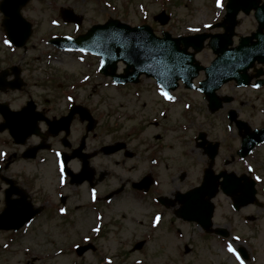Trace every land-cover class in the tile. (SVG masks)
<instances>
[{"label":"rangeland","instance_id":"1","mask_svg":"<svg viewBox=\"0 0 264 264\" xmlns=\"http://www.w3.org/2000/svg\"><path fill=\"white\" fill-rule=\"evenodd\" d=\"M219 4L221 6H218V0H30L22 10L33 24L26 48L17 49L5 43L1 39L3 31L0 27V62L6 61L7 54L12 55L11 62L21 66L23 76L33 85L31 89L41 95V99L55 101L62 99L59 88L55 87L57 83L79 84L84 79L82 76L88 74L83 82L85 86H78L88 91L84 94L90 102L97 104L99 114L104 111L103 99L120 100L124 106H139L141 103L138 99L159 101L153 93V80H142L141 89L147 91L142 92L140 98L133 96L132 91H117L108 87L107 78L96 73L97 58L59 50L49 45L47 39L52 36H74L108 18H117L130 25L147 23L157 34L162 30H167L173 36L199 33L208 24L220 20L225 0H219ZM61 9L73 11L81 17V23L63 22L59 17ZM161 10L170 16L164 25L153 19ZM238 17L236 31L239 34H247L255 29L251 15L241 13ZM213 31L219 32V29ZM212 58L209 49L197 54V59L204 65ZM3 65L0 63V67ZM122 66L119 64V71ZM221 92L233 94L235 100L210 113L198 92L177 90L180 99L173 103L164 121L167 123L165 127L173 126V130L166 129L163 138L155 140V143L163 144V141L169 145L161 152L169 160V172L174 180L166 175L167 187L174 191L177 188L184 191L201 181L207 157L198 144L199 138L195 139L198 132L205 133L209 142H219L215 172L226 169L239 175L251 168L261 204H250L235 211L230 198L222 192H218L213 200V223L228 229L230 238L207 234L196 223L175 218L168 209L160 217V224L155 226L150 198L141 200L128 186L124 188L122 198L112 203L111 211L103 206L93 210L90 208L92 200L87 187L66 183L60 191L61 199L51 197L49 201L58 206L56 214L51 217L41 215L34 222L30 221L17 235L13 233L8 236V233L0 232V264H239L235 256L227 251L228 243L237 250L236 242L245 248L248 255L247 260L242 259L244 264H264V143L256 146L244 159L238 158L235 151L240 146V137L234 125L228 128L226 118V111L233 108L238 118L246 121L251 128L264 126V86L237 89L228 84ZM146 103L150 104L149 101ZM136 122L138 120L125 119L124 128ZM120 131L108 133L110 140L121 137ZM146 131L161 133V128L151 127ZM142 138H145L141 146L144 151L146 139L152 141L153 137L146 133ZM133 145H136L135 140L130 142V146ZM224 159L229 160L226 166ZM135 166L133 159L127 160L125 171H121L120 162L118 165L109 161L108 169L115 175L121 171L135 178ZM35 168L34 177L30 179L44 187L50 195L52 188L61 184V175L57 173L58 168L54 169L52 157L47 156L46 162ZM29 172L31 174L33 170ZM181 174L185 175L182 181L179 179ZM110 181L101 183V188ZM61 209L64 211L61 212ZM236 237L239 239H234ZM82 244H88L86 251L77 255L75 248Z\"/></svg>","mask_w":264,"mask_h":264},{"label":"flooded vegetation","instance_id":"2","mask_svg":"<svg viewBox=\"0 0 264 264\" xmlns=\"http://www.w3.org/2000/svg\"><path fill=\"white\" fill-rule=\"evenodd\" d=\"M11 58V55L7 54L6 61L4 59L0 62L4 64L0 67V75L4 71L1 78L6 82L15 78L11 70ZM18 78L20 84L17 88L13 89L8 85L0 87V126L6 121L12 125L11 128H0V152L6 153L0 156V213L8 208L9 214L25 216L38 210L33 219L41 215L51 217L56 214L58 206L49 201L51 197L61 199L60 191L66 183L70 185L69 178L63 174L64 183L56 184L50 195L44 187L30 179L34 177L35 167L45 163L47 156L52 157L54 169L60 168V162L64 161L73 173L81 172L83 162L87 161L91 167L86 170L85 177L88 178H85L82 184L72 186H86L89 195L95 189L93 204L103 206L107 211H111L112 203L122 198L124 188L128 186L141 200L150 198L155 209H158H154V212L163 213L168 209L173 213L176 206L167 208L164 204L170 203V199H174L178 192L189 188L184 191L177 188L174 191L167 187V176L168 179L174 180L169 172V160L163 157L161 151L169 145L163 141V144L155 143V140L163 138L166 129L173 128L165 127L167 123L164 122L171 110V104L164 106L163 101L138 99L141 103L139 106H124L120 100L103 99L101 102L104 111L99 114L97 104L90 102L84 94L88 92L86 89L77 88L72 84H56L62 99H41L42 96L31 89L33 85L23 76L22 68ZM224 86L226 85L218 91L219 99L222 103H231L235 96L221 92ZM119 87L126 89L133 85ZM145 91L147 90L138 91L136 98ZM8 94L10 95L7 96ZM69 96L72 97L71 101ZM158 104L159 107L156 106ZM125 119L138 122L125 129ZM16 127L20 129V133L15 137L11 129ZM151 127H160L161 133L146 131ZM118 130H121V137L110 140L108 133ZM146 133L152 135L153 139H146V149L142 151V140L145 139L142 136ZM132 140L136 141L133 147L130 146ZM121 142L124 144L121 149L113 152L103 149L111 144L119 145ZM57 153H60V156H57ZM113 157L118 159H112ZM130 159L136 163L135 178L121 172L125 171L126 162ZM109 161L122 164L120 173L115 175L108 169ZM223 162L225 166L229 164V160ZM29 170L33 172L30 174ZM57 173L61 175L59 170ZM184 176L180 175L179 179L182 181ZM106 180L111 181L105 183L102 189L100 184ZM134 183L138 188L132 187Z\"/></svg>","mask_w":264,"mask_h":264},{"label":"water","instance_id":"3","mask_svg":"<svg viewBox=\"0 0 264 264\" xmlns=\"http://www.w3.org/2000/svg\"><path fill=\"white\" fill-rule=\"evenodd\" d=\"M26 1L27 0H2L0 3L5 14L3 24H5L6 27L9 25L8 17L10 16L14 22L20 23L21 30L20 32L17 31L18 34L15 35L16 45H22L31 32L29 23L19 14L21 6L24 5ZM242 1L246 2L247 0ZM257 1L258 0H249L251 6L254 7H256ZM226 7V16H228L232 22L227 29L231 32L235 24V15L237 11L242 8L246 11L248 7L240 5L239 0H228ZM62 17L65 20L80 21L78 17L71 15L68 11L63 12ZM228 17H226V19ZM156 18L159 19L161 23H165L168 17L165 16L164 12H161ZM257 18L259 21L258 32L256 34H259L258 41L253 42V44H251L253 46L250 45L251 47L248 48L246 52H240V50L238 51L236 48L232 49L231 53L234 62L226 66L227 71L220 70L221 65L219 63L220 59L223 58L222 54H220L219 60H216V62L213 61L209 70H207L205 89L207 90L206 93L209 98L213 94L214 88L218 87L222 80L226 81L235 78L239 83L246 82L247 78L244 74H239L237 71L238 68L242 67L245 69L255 60L264 61V37L262 36L264 21L259 17ZM207 36L208 34H196L193 36L171 38L168 33L164 32L163 38H157L147 25L130 27L118 20L110 19L105 24L91 26L85 34L80 35L76 39H55L53 42L56 43L57 46L79 48L101 55L103 65L102 72L106 75H112L116 81H121L119 80L122 79L121 76L126 77L124 81L130 78L135 80L140 73L145 72L147 75L165 79V81L159 82L161 84L174 86L178 78H182L187 85H190L191 79L197 75L201 66L195 61L194 54L203 47V40ZM227 37H229V35H227ZM229 42L226 36H212L209 40V45L219 53L220 47ZM189 46L194 48L193 52L187 51ZM118 60H122L127 64V67L124 69V74L115 73V63ZM220 75L224 76H222L216 84H212ZM216 108L217 107H214L212 110ZM243 124L244 123L241 125ZM200 138L203 139L204 135H200ZM263 140L264 129L256 130L251 133L246 129L242 136V149H245L246 152L252 148L254 143ZM204 143L205 140L203 139L200 145H204ZM216 147L217 144L209 145L206 149L211 162L208 169L205 170L202 184L178 196V200L183 204L178 211L179 214L186 220L197 221L206 231H211L209 227L212 224L210 218L212 216L213 205L210 199L217 191L216 185L220 176L223 177V180L219 182L222 190L232 197L237 206L252 202L255 193L253 182L249 181L245 176L242 177L244 182L241 183L240 178L232 174L227 175L226 173H220L218 175H212L211 165L213 157L216 154ZM83 170H89L87 164H83ZM81 181L82 179L76 180L77 183ZM215 232L225 234L221 229H216ZM84 250L85 248L82 247L78 249V253Z\"/></svg>","mask_w":264,"mask_h":264},{"label":"snow or ice","instance_id":"4","mask_svg":"<svg viewBox=\"0 0 264 264\" xmlns=\"http://www.w3.org/2000/svg\"><path fill=\"white\" fill-rule=\"evenodd\" d=\"M218 6H221L219 4V0H218ZM53 23H56V22L53 21ZM192 31H198V29H192ZM5 43H8V41H5ZM86 79H87V77H86ZM257 87H258V85H257ZM161 95H163L168 100H172L173 99L166 91L163 90L162 87H161ZM68 99H69V101H71L72 100V97L69 96ZM4 155H6V153L0 152V156H4ZM56 155L57 156H60V153H57ZM60 172H61V181L60 182H61V184H63L64 183V179H63L64 163H63V161L60 162ZM93 199H95V189H93ZM63 211H64V209H61V212H63ZM155 219H156V222H159L160 217L159 216H156ZM94 230H96V229H94ZM234 239H239V237H236ZM227 251L229 253H232L233 256H235L236 260L239 261V264H244V261L241 259L240 254L236 251V249L233 248V246H232L231 243H228L227 244Z\"/></svg>","mask_w":264,"mask_h":264}]
</instances>
